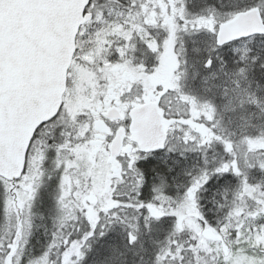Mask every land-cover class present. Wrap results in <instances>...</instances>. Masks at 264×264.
<instances>
[{"label":"snow or ice","instance_id":"obj_1","mask_svg":"<svg viewBox=\"0 0 264 264\" xmlns=\"http://www.w3.org/2000/svg\"><path fill=\"white\" fill-rule=\"evenodd\" d=\"M0 264H264V0H0Z\"/></svg>","mask_w":264,"mask_h":264}]
</instances>
